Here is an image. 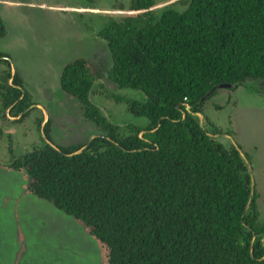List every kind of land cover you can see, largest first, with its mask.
I'll list each match as a JSON object with an SVG mask.
<instances>
[{
  "label": "trees",
  "instance_id": "1",
  "mask_svg": "<svg viewBox=\"0 0 264 264\" xmlns=\"http://www.w3.org/2000/svg\"><path fill=\"white\" fill-rule=\"evenodd\" d=\"M6 34L0 14V39ZM96 37L111 52L109 79L141 93L106 96L148 122L113 123L90 98L102 72L76 57L61 68L60 87L99 133L59 145L43 115L42 145L0 166L26 172L28 193L82 223L102 264H264L256 188L245 213L248 165L232 141L209 135L222 130L195 115L221 83L264 80V0H190L160 14L156 0H130ZM0 66L1 108L21 121L39 103L8 52L0 51Z\"/></svg>",
  "mask_w": 264,
  "mask_h": 264
},
{
  "label": "rangeland",
  "instance_id": "2",
  "mask_svg": "<svg viewBox=\"0 0 264 264\" xmlns=\"http://www.w3.org/2000/svg\"><path fill=\"white\" fill-rule=\"evenodd\" d=\"M156 1L160 14L169 6L184 10L190 0ZM129 5L130 0H0L7 28L0 39V51L12 56L33 100L43 107L15 121L3 116L8 110L0 105L2 165L42 145L37 119L45 111L52 121V139L59 145L84 143L99 133L84 118L80 103L60 87L61 68L76 57L87 58L102 72L90 98L113 123L148 122L145 117L133 116L127 104L105 94L117 91L141 96L135 90H119L109 79L111 52L96 37L108 20L122 17ZM255 87L247 82L236 89H220L206 101L202 114L217 129L229 132L250 161L260 221L264 222V91ZM29 182L26 172L0 166V264H102L101 249L84 225L28 193Z\"/></svg>",
  "mask_w": 264,
  "mask_h": 264
},
{
  "label": "water",
  "instance_id": "3",
  "mask_svg": "<svg viewBox=\"0 0 264 264\" xmlns=\"http://www.w3.org/2000/svg\"><path fill=\"white\" fill-rule=\"evenodd\" d=\"M15 71H16V70H15V67H13V72H15ZM259 85H260L261 87H264V80L261 81ZM235 86H236V84L221 83L220 85H218V88H232V87H235ZM210 94H211L210 92L207 93V94L203 97V99L208 98ZM38 106L41 107V108H43L41 104H39ZM185 106L188 108V104H185ZM32 107H33V106H32ZM195 115L198 116V118L200 119V124H201V126L205 128V124H204V115H203L202 113H196ZM19 117H20V115H19ZM47 120H48V114H47V111H45V113H44V120H43V122H42V126L45 125V123L47 122ZM42 131H43V130H42ZM42 133H43V132H42ZM42 135H43V137H44L45 139H47V137H46V135H45L44 133H43ZM209 135H210L211 137H213V138H220V137H222L223 134L209 133ZM224 135H225V136H228V137L231 139L232 143L238 148L240 154L243 156V158L245 159V161H246V163H247V165H248V169L250 170V175H251V186H252V187H251V195H250V199H249V202H248L247 207H246V210H245V213H246V212L249 210V208H250L251 201H252V198H253V194H254V191H255V182H254V178H253V174H252V167H251L250 161L248 160L247 156L244 154V152H243V150L241 149V147H239L238 143H237L236 141H234L233 138H231L229 134H224ZM80 151H81V150H79L78 152H80ZM10 163H11V162H10ZM10 163H7V165L10 164ZM255 237H256V234H254V238H255ZM263 240H264V238H263Z\"/></svg>",
  "mask_w": 264,
  "mask_h": 264
},
{
  "label": "flooded vegetation",
  "instance_id": "4",
  "mask_svg": "<svg viewBox=\"0 0 264 264\" xmlns=\"http://www.w3.org/2000/svg\"><path fill=\"white\" fill-rule=\"evenodd\" d=\"M263 81V80H262ZM260 82L261 81H258V82H253V83H251V84H253V86L255 87V89L257 90V91H264V87H258V86H260L259 84H260ZM213 97V96H212ZM211 98V97H210ZM210 98H208V99H210ZM207 99V98H206ZM207 99V100H208ZM206 100V101H207ZM34 101V100H33ZM206 101H205V103H206ZM35 102V101H34ZM205 103H204V105H205ZM186 104H188L187 102H186ZM203 105V106H204ZM187 108V107H186ZM35 109V108H34ZM188 110H190L191 109V106L188 104V108H187ZM12 112H10L9 110L7 111V114H6V117L8 116L9 118H12L13 120H15V121H18L17 119H19V115H16L15 113H12ZM43 116V115H42ZM1 122V121H0ZM227 133H229V132H227ZM227 133H224L223 132V134H227ZM230 134V133H229ZM93 137V136H92ZM92 137L89 139V142L91 141V139H92ZM87 142V141H86Z\"/></svg>",
  "mask_w": 264,
  "mask_h": 264
},
{
  "label": "crops",
  "instance_id": "5",
  "mask_svg": "<svg viewBox=\"0 0 264 264\" xmlns=\"http://www.w3.org/2000/svg\"><path fill=\"white\" fill-rule=\"evenodd\" d=\"M14 67H15V65H14ZM15 70H16V68H15ZM17 71V70H16ZM28 89V88H27ZM29 90V89H28ZM31 93V92H30Z\"/></svg>",
  "mask_w": 264,
  "mask_h": 264
},
{
  "label": "built area",
  "instance_id": "6",
  "mask_svg": "<svg viewBox=\"0 0 264 264\" xmlns=\"http://www.w3.org/2000/svg\"><path fill=\"white\" fill-rule=\"evenodd\" d=\"M185 100H187V97H185Z\"/></svg>",
  "mask_w": 264,
  "mask_h": 264
}]
</instances>
